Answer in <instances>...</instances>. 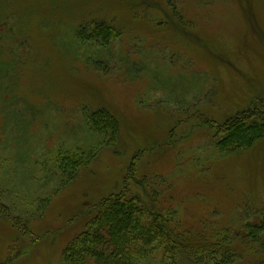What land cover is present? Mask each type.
Here are the masks:
<instances>
[{
	"label": "rangeland",
	"instance_id": "1",
	"mask_svg": "<svg viewBox=\"0 0 264 264\" xmlns=\"http://www.w3.org/2000/svg\"><path fill=\"white\" fill-rule=\"evenodd\" d=\"M101 109L116 148L89 127ZM249 109L264 114V0H0V263L66 264L88 208L125 186L186 233L173 264L264 261L240 240L264 218V140L217 146ZM90 152L68 182L65 154Z\"/></svg>",
	"mask_w": 264,
	"mask_h": 264
},
{
	"label": "trees",
	"instance_id": "2",
	"mask_svg": "<svg viewBox=\"0 0 264 264\" xmlns=\"http://www.w3.org/2000/svg\"><path fill=\"white\" fill-rule=\"evenodd\" d=\"M108 31L111 30L96 25V33L102 34L101 37L106 38L105 32L109 33ZM112 31L115 32L113 29ZM253 109L240 113L237 117L228 120L218 130L215 129L219 135L217 146L220 152L229 153L248 148L254 143L264 140V114L258 113L256 110L253 111ZM258 116L262 119L254 120ZM88 122L93 132L106 138L104 144L107 148L117 147L119 126L108 111L101 109L94 112L88 117ZM96 123L101 127H98ZM64 157L67 164L60 169V172L66 176L69 173L67 177L70 182L80 169L86 167L96 158V153L90 152L82 157L65 154ZM86 159L87 161H85ZM136 160L137 158H134V164L132 163L128 170L129 175L125 178V183H135L138 187H142L143 184L137 183L135 178ZM129 192V188L125 186L124 191L119 195L111 196L88 208L87 216L90 217L87 218L86 229L66 249L64 254L66 264H89V262L93 264H134L136 257L148 255L149 249L156 243L166 247L165 253L169 258V263H175L176 255L181 250V240H185L186 233L181 232L178 228L176 218H173L171 214L172 211L160 210L154 205H150L149 202L145 208L141 200L136 197H128ZM13 219L14 226L23 233L29 234L27 230L21 228V218ZM247 229L249 235L240 236V240H243L244 244L260 246L261 243H264V218L260 225H249ZM177 239L180 247H177ZM230 259L229 255H222L213 259L212 263L228 264ZM258 263L264 264V261L261 260Z\"/></svg>",
	"mask_w": 264,
	"mask_h": 264
}]
</instances>
